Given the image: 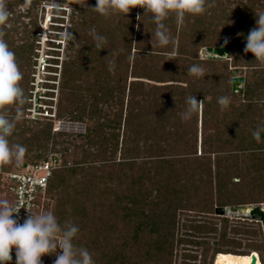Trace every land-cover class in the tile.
<instances>
[{"label":"trees","instance_id":"16d2710c","mask_svg":"<svg viewBox=\"0 0 264 264\" xmlns=\"http://www.w3.org/2000/svg\"><path fill=\"white\" fill-rule=\"evenodd\" d=\"M43 1L7 0L10 16L0 25L23 74L24 102L8 111L9 118L17 107L22 111L9 137L27 149L20 165L47 160L50 145L54 153L67 145L55 156L60 164L34 214L52 211L61 224H76L74 243L87 248L95 264H215L219 254L253 253L264 264L262 224L216 214L217 207L264 204V133L259 143L252 135L264 127V64L243 51L264 0H215L204 14L186 16L182 26L170 16L164 23L173 39L163 47L142 8L106 18L77 0H57L71 7L69 32L76 41L69 40L71 53L62 63L55 118L86 123L78 135L54 132L53 117L36 123L24 118L38 30L33 12ZM25 4L29 11H18ZM87 4L94 7L96 0ZM93 28L106 37L104 49L94 47ZM225 38L228 59L200 57ZM193 64L205 69L204 78L189 75ZM236 70L244 77L242 92L232 91ZM193 95L203 107L183 120ZM221 96L230 98L223 110ZM16 168L15 162L0 168V199L10 203L6 174ZM12 257L15 264V249ZM41 259L53 264L55 256Z\"/></svg>","mask_w":264,"mask_h":264},{"label":"clouds","instance_id":"9594fccd","mask_svg":"<svg viewBox=\"0 0 264 264\" xmlns=\"http://www.w3.org/2000/svg\"><path fill=\"white\" fill-rule=\"evenodd\" d=\"M82 8H91L103 17L114 14L127 16L134 8H142L144 14H150L155 27V37L159 46H167L172 42L171 34L164 21L170 16L175 17L177 25H184L186 16L204 14L215 6V0H96L94 7H88L87 0H77ZM10 12L7 0H0V25H5ZM5 33L0 29V168L13 162L19 166L27 149L20 144L10 143L16 127V122L22 118L20 107L16 108L14 117L9 118V106L20 105L24 102V91L21 87L23 74L15 53L10 50L3 39ZM65 41H76L71 32L62 33ZM89 35L95 41L96 49H104L106 37L98 34L95 28ZM229 42L225 38V46ZM244 53H252L255 61L264 64V11L256 13V26L250 29L244 47ZM227 56V55H225ZM109 72L115 73V62L110 61ZM189 75L197 78L206 76L205 69L199 64H193L188 69ZM204 101H198L195 95L186 100L187 108L182 114L183 120H189L193 114L198 113ZM221 109L230 104V98H218ZM264 127L253 131V138L261 142ZM20 209L6 199H0V264H10L12 250L15 249V264H43V256H55L53 264H95L92 254L87 248L78 247L74 243L79 227L67 220L61 224L52 211L33 214L28 211L27 217L20 223L18 213ZM59 249L60 251H57Z\"/></svg>","mask_w":264,"mask_h":264},{"label":"built area","instance_id":"2783aa9c","mask_svg":"<svg viewBox=\"0 0 264 264\" xmlns=\"http://www.w3.org/2000/svg\"><path fill=\"white\" fill-rule=\"evenodd\" d=\"M49 6L43 4L41 7L47 8ZM50 8L51 13L45 16L41 23L42 30L39 33L41 38L38 44L41 47L37 49L39 54L36 57L37 65H35L37 70L34 75L36 80L33 83L35 88L32 90V96L29 99L33 107L28 109L32 120L52 117V113L43 101L51 98L46 93L54 89L46 86V84L58 85L59 83L57 79H50L48 76H57L58 79L60 77L62 64L58 53L54 54V52H59L61 46L65 44L66 41L61 34L67 33L71 26L69 8L60 4ZM51 34L56 36H51ZM56 60L58 62H55ZM59 164L60 162L55 156H49L45 161L18 167L6 174L8 190L13 195L11 204L20 209L18 213L20 223H23L29 214L28 211L34 214V211L42 206L52 171Z\"/></svg>","mask_w":264,"mask_h":264},{"label":"rangeland","instance_id":"374dc122","mask_svg":"<svg viewBox=\"0 0 264 264\" xmlns=\"http://www.w3.org/2000/svg\"><path fill=\"white\" fill-rule=\"evenodd\" d=\"M43 4H48L50 5L47 8H42L41 6ZM60 3H58L57 0H46L40 3L39 6L36 7V9L34 10V17H36V25H37V33L35 34L34 37V50H33V54H32V72H31V77H32V90L35 88V86L33 85V83L35 82L36 78L34 77V75L37 73V70L35 69V65H37V61H36V57L38 56V52L37 49H39L41 46L38 44V41L40 40L41 36L39 35V33L42 30L41 27V23L43 22L45 16L49 13H51V8L54 5H59ZM60 5H64L65 7L69 8V12L71 14V7L69 4L64 3V4H60ZM28 4L25 5H21L18 8V11H20L21 13H27L28 10ZM30 17H22L21 21L24 22L25 24H28L30 22ZM71 25V23H70ZM19 27H20V31L23 29V24L19 23ZM31 28V25L29 24L28 29ZM69 32V30L67 31ZM22 34H19V36H21ZM51 36H56L51 34ZM60 37V36H58ZM68 41L65 42L64 45L61 46V50L59 52H54V54L58 53L60 60H61V64L68 60L69 54L71 53V51L68 48ZM53 44V43H50ZM203 51V50H202ZM202 51L200 52V57L202 58L204 55L202 53ZM203 55V56H202ZM59 60V61H60ZM235 76H242L241 75V70H236L234 72ZM234 76V77H235ZM60 78V77H59ZM57 81H59V79L57 78ZM53 92L54 95L53 97L50 96L51 98L47 99L46 101H51L53 100L52 104L49 103H45L47 105L48 108L52 109V122H53V131L54 132H65L67 134H72V135H78V134H84L85 130H86V123H82V122H74V121H70L68 119H58L55 118V114L57 112V102H58V96H59V88L58 85L55 86V88H53ZM32 93V91H31ZM32 96V95H31ZM30 102V101H29ZM29 107L26 110V114L25 115V119L29 120L30 122L36 123L37 121L40 122H46L48 121V119L46 118H39L37 120H32L29 116L28 113V109L33 107V104L29 103ZM75 138V137H74ZM67 146V145H57L55 147V150L59 153H54L53 151V147L52 145L49 146V150H48V156H58L61 157V155L63 154V148ZM60 162V159H59ZM22 165H19L18 167H21ZM264 205V204H263ZM233 217H240V216H233ZM250 219V218H249ZM252 263V256H239V255H233V254H219L215 260V264H251ZM256 264H261L259 259L256 261Z\"/></svg>","mask_w":264,"mask_h":264},{"label":"water","instance_id":"95a60500","mask_svg":"<svg viewBox=\"0 0 264 264\" xmlns=\"http://www.w3.org/2000/svg\"><path fill=\"white\" fill-rule=\"evenodd\" d=\"M202 53H205L206 56L218 57V58H229L230 57V49L226 47H207L204 48ZM227 55V56H225ZM244 83L243 76H235L232 78V91L233 92H242ZM216 214L220 216H240V217H248L251 220H258L263 227L264 230V205L263 204H248L241 205L238 207H217ZM252 263L256 264V261L259 259L256 253L251 254Z\"/></svg>","mask_w":264,"mask_h":264},{"label":"crops","instance_id":"0c3cea01","mask_svg":"<svg viewBox=\"0 0 264 264\" xmlns=\"http://www.w3.org/2000/svg\"><path fill=\"white\" fill-rule=\"evenodd\" d=\"M203 55H204V56H203ZM203 55H202V56H203L202 58H207V57H209V56H206V54H205V53H203Z\"/></svg>","mask_w":264,"mask_h":264}]
</instances>
